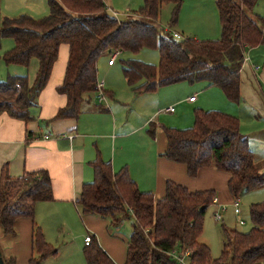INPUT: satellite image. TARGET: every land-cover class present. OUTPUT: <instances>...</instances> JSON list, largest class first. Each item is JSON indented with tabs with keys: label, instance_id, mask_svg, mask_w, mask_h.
I'll return each mask as SVG.
<instances>
[{
	"label": "trees",
	"instance_id": "obj_1",
	"mask_svg": "<svg viewBox=\"0 0 264 264\" xmlns=\"http://www.w3.org/2000/svg\"><path fill=\"white\" fill-rule=\"evenodd\" d=\"M259 1L215 0L220 38L200 41H178L165 30L166 36L160 33L157 20L161 6L172 5V27L177 24L182 0H143V5L132 12L135 17L125 21L108 14L106 0H47L49 13L40 19L26 15L7 18L0 8V50L3 38L13 41V47L3 52L0 60L6 66L24 68L33 59L38 64L32 84L26 76L0 80V116L5 114L22 122L32 120L30 109L37 106L63 44L69 50L57 93L66 97V103L51 121L76 119L82 104L97 96L100 57L115 52L137 53L146 48L157 50V66L128 59L122 67L127 85L137 94L183 81L206 82L236 103L240 99L239 73L245 50L264 45V16L253 12ZM193 115L191 128H163L166 147L162 156L183 164L189 178L208 167L226 174L227 191L234 200L245 192L264 188V172L240 133L239 120L200 109H195ZM151 126L147 132L153 137ZM91 167L93 180L83 184L77 202L80 214L98 216L114 230L132 217L124 264H180L178 258L185 253L188 264H264V201L249 206L252 226L248 232L223 229L225 243L219 257L213 259L209 249L198 241L206 211L216 198L213 190L189 191L167 181L163 196L156 199L138 190L126 168L113 172L111 164L100 158ZM52 200L51 179L46 171L26 172L13 178L7 166H2L0 227L3 235L11 236L18 220L32 222L27 264H42L57 255L34 223L35 205ZM83 256L86 264H115L95 238L84 246ZM2 261L15 264L13 259Z\"/></svg>",
	"mask_w": 264,
	"mask_h": 264
},
{
	"label": "crops",
	"instance_id": "obj_2",
	"mask_svg": "<svg viewBox=\"0 0 264 264\" xmlns=\"http://www.w3.org/2000/svg\"><path fill=\"white\" fill-rule=\"evenodd\" d=\"M195 2L196 0H182L183 16L193 17L196 14L205 18L206 8L200 3L197 8ZM209 13L207 10V15ZM254 14L257 15L255 12ZM199 23L205 26L204 20ZM178 28L184 36L183 39L200 41L220 38V28L211 34H198L193 27L183 23ZM185 33L189 36H185ZM68 50L67 45H60L47 85L37 99V106L30 109L32 120L22 122L5 114L0 116V171L6 165L9 175L17 178L26 172L44 170L51 179L53 200L39 202L34 207V223L41 229L48 244L56 241L54 236L58 237L57 240L68 236L75 237L79 247L83 249L85 236L91 234L115 264L125 263L128 238L112 234L106 220L95 215L80 214L77 204L83 184L93 180L91 163L97 158L109 162L113 172L126 168L138 190L151 193L156 199L163 196L165 183L171 181L189 191L213 190L221 205L229 203L232 198L227 191L226 174L208 167L201 169L195 178H189L183 164L169 161L162 156L166 147L163 128H191L196 108L202 107L210 109L208 111L236 117L239 120L240 133L247 139L257 165L264 172V45L245 50L239 73L240 99L236 103L227 100L218 87L208 86L203 82L207 87L202 89L211 92L214 100L212 105L203 106L205 97L198 91L161 103L155 111L151 110L150 115L143 114L142 110L134 109L132 102H125L126 100H120L116 96L127 89L135 96L142 95L127 86L124 77L120 76L115 80L110 78L116 60L123 55H119L109 65L111 55L106 54L97 61V82L102 83L105 96L111 101L107 108L103 106V102L98 107L94 98L93 101L82 104L80 115L76 119L51 121L58 109L66 103V97L57 93V87L64 78ZM106 57L107 62L103 61ZM1 63L3 62L0 60ZM37 66V61H31L27 68L6 66L3 63L0 65V80L7 76H26L29 84H32ZM103 66L108 72L105 78L98 75ZM176 85L165 88L167 93L172 94ZM117 87L118 92L115 91ZM191 97H195L193 102L188 100ZM168 107H173L172 113L163 112ZM181 108L186 111L184 114L177 118L170 116ZM146 125L147 128H152L151 125L154 127L151 141L143 140V127ZM159 128L161 135L156 136V129ZM212 208L215 211L217 206L213 205ZM14 229V235L5 236L0 227V247L4 253L2 258L13 259L15 264V259L18 264H27L31 256L32 222L29 219H20ZM55 243L54 247L59 253V242ZM66 250L65 248L62 252ZM52 260L53 257L48 258L42 264H51Z\"/></svg>",
	"mask_w": 264,
	"mask_h": 264
},
{
	"label": "rangeland",
	"instance_id": "obj_3",
	"mask_svg": "<svg viewBox=\"0 0 264 264\" xmlns=\"http://www.w3.org/2000/svg\"><path fill=\"white\" fill-rule=\"evenodd\" d=\"M199 3L204 8H206V14L204 15L205 18H200L199 16H196V14H194L193 17H189L187 15L183 16V4H182L178 14L177 24L172 27L169 26L172 16V5L163 4L160 8V12L157 20V24L160 28L161 35L166 36L164 30L169 29V31L178 33L183 38L184 36L181 34V30L178 28L180 23L188 24L189 27H193V30L198 34H211L213 32L219 31L220 26L218 24L219 20H218L217 9L215 6V0H196L195 6L197 8H199L198 6ZM106 4H107L106 6H108L109 15L115 17L119 21H125L130 17L131 18L135 17V15L132 12L137 11L143 5V0H108ZM0 8H1L2 16L7 18H16L22 15H26L32 17L33 19H40L46 17L49 13L47 0H0ZM207 10L210 12L209 15H207ZM254 12L257 15L264 16V0H260L259 2H257V5L254 8ZM251 17L254 18L253 13ZM203 20L205 21V26L199 23V21H203ZM185 36H189V34L185 33ZM201 40H210V39H201ZM10 46H13V41L9 38H3L1 40L0 55L7 50L5 48H10ZM120 55L123 56L119 58L117 57L118 59L116 60L115 68L110 76L112 80H115L116 78L119 79L120 76L123 77V72H122L123 62L128 59L139 60L141 62L154 66L158 65V60H159L157 50L154 48L142 49L137 53L124 52L123 54ZM104 60L105 62H107L108 61L107 57L103 58V61ZM32 61H37V60L33 59ZM0 65H3V63H1ZM106 70L107 69L105 68V66H103L102 69L98 71V75H100L102 78H105V76H107L108 74ZM167 87L168 86L157 88L155 91L142 94L141 96H135L130 90L127 89L126 92H123L121 94L117 93L116 96H118L120 100H124V101L126 100L125 102H132L134 105V109H140L143 111V114L145 113L148 115L151 114V110L155 111V109L159 107L161 103H166L172 98H183L188 93L195 94L198 91L201 92V94H204L205 99H204V104H202L203 106L207 107L213 104L214 100L211 96V92L207 89L204 90L202 89L203 87H207L206 84H204L203 82L189 83L187 81H183L177 83V85L174 86L175 90L172 94L167 93L168 90L165 89ZM198 87L201 88V91L199 90ZM218 89L221 91L220 88ZM115 91L118 92L119 88L117 87ZM110 102L111 101L105 96L103 101V106L107 108V104H109ZM200 110L208 111L210 109H203L201 107ZM185 112L186 111L183 110L182 108L177 109L176 112L172 115L170 114V116L177 118L178 116H181V114H184ZM157 114H158V110H157ZM148 129L149 128H147V125L143 127V137H145L143 139L144 141H151L152 139V137L149 136V133L147 132ZM160 129L161 128H159L158 130ZM158 130L156 129V133H155L156 136L161 135V130L160 133H157ZM181 130H183V128H181ZM238 200H239L238 204L240 211L239 215L244 221L245 223L244 225H240L237 222L236 216L233 212L234 208L232 202L234 201V199H231V201L226 204V211L220 214L222 221L216 222L213 219L212 216L214 211L212 207H209L206 211L204 217L203 232L198 241L209 249L211 257L213 259L219 257L223 244L225 243V235L223 229L224 230L226 229L228 231L235 230L243 233L248 232L250 230L252 225L249 220L248 209L250 205L264 201V188L245 192L239 197ZM131 223H132V217H130L129 220L125 221L119 229L114 230L110 227L109 229H111L112 234H116L117 236L122 235L129 239L131 232ZM85 237H90L91 239L90 243L92 242L93 237L91 236V234H88ZM57 238L58 237L54 236V239L56 240L55 242L58 241L60 245L57 247L59 253H57L58 255L55 256L56 258L53 257L54 260H52L51 264H70V263L86 264L83 256V249L79 247V242L78 240H75V237L62 236L59 240H57ZM55 242L54 243L51 242L50 243L51 246L54 247L56 245ZM65 248L67 250L65 252H62V250ZM75 252H77V254H74ZM2 254H4L3 249L0 247V255ZM15 260H16V264H18V260L17 259ZM183 260H184V264H188V260L186 258H184Z\"/></svg>",
	"mask_w": 264,
	"mask_h": 264
},
{
	"label": "built area",
	"instance_id": "obj_4",
	"mask_svg": "<svg viewBox=\"0 0 264 264\" xmlns=\"http://www.w3.org/2000/svg\"><path fill=\"white\" fill-rule=\"evenodd\" d=\"M165 33L169 34L174 40H178V41H181V40H184L178 33H175V32H171L169 31V29H166L165 30ZM119 53L118 52H115L111 55L110 57V60L108 61V64L109 65H112L113 62H115V60L117 59ZM96 89H97V96L95 97V101L97 104H100L104 101V97H105V94H104V91H103V85L102 83L100 82H97L96 83ZM194 98L195 97H191L189 98V102H193L194 101ZM163 112H166V113H172L173 112V107H168L167 109L163 110ZM212 203L213 205L217 206V209L214 211L213 213V219L217 222V221H221V213L222 212H225L226 211V205H221L216 198H213L212 200ZM239 200L238 199H235L233 202H232V205H233V211H234V214L236 215V219H237V222L240 224V225H244V221L242 220V218L240 217L239 215ZM90 237H85L84 238V245L87 246L90 244ZM187 253L184 254V256L180 255V257L178 258L179 259V262L180 264H184V258L187 257Z\"/></svg>",
	"mask_w": 264,
	"mask_h": 264
},
{
	"label": "water",
	"instance_id": "obj_5",
	"mask_svg": "<svg viewBox=\"0 0 264 264\" xmlns=\"http://www.w3.org/2000/svg\"><path fill=\"white\" fill-rule=\"evenodd\" d=\"M0 264H4V263H3V261H2V258H1V256H0Z\"/></svg>",
	"mask_w": 264,
	"mask_h": 264
}]
</instances>
